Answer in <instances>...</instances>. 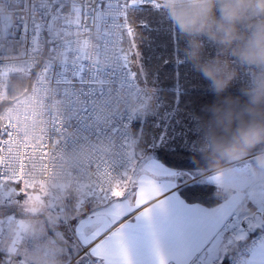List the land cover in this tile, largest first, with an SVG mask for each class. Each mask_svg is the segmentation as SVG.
<instances>
[{
  "label": "snow or ice",
  "instance_id": "6c2138e0",
  "mask_svg": "<svg viewBox=\"0 0 264 264\" xmlns=\"http://www.w3.org/2000/svg\"><path fill=\"white\" fill-rule=\"evenodd\" d=\"M12 5L17 9L15 22L0 17V111L15 105L26 125L22 129L19 122L0 117L4 121L0 123V264H26V252L20 249L34 243L26 237V219L65 212L69 201L77 210L83 204L90 207L78 221L92 229V239L81 241L92 245L86 256L102 264H134L125 238L130 226L125 217L135 215L145 222L158 264H167L153 227V217L168 211L163 186L185 176L195 179L206 161L201 158L199 165L192 161L194 170H185L155 157L154 150L166 148L170 140L169 134L155 131V118L167 108L160 89L152 88L155 109L147 118L114 109L110 102L121 93L146 95L148 85L158 79V69L141 63L134 40H129L128 51L117 46L125 36L136 35L137 23L148 27L134 19L141 10L169 20L163 0H10ZM170 31L177 42L182 38L172 23ZM93 39H98L95 54L102 55L103 62L85 50ZM57 51L64 55L60 61L49 56ZM176 63L184 64L185 59L177 58ZM17 85L30 93L28 99L17 98ZM178 100L177 92L173 101L177 106ZM189 115L195 123V112ZM182 137L181 147L188 151L195 138L183 131ZM102 140L108 141L110 151L94 152L74 172L63 170L70 151L84 144L95 148ZM254 157L252 153L243 161L225 163L248 172ZM209 173L211 182L226 179L223 173ZM101 176L108 177V183ZM61 178L68 187L63 204L57 205L62 186L53 192L50 182ZM240 205L255 214L240 212ZM63 223L60 220L56 227ZM167 230L169 255L176 264H225L226 259L264 264V180L246 184L243 196L224 201L215 213L178 206ZM54 235L64 239L58 231Z\"/></svg>",
  "mask_w": 264,
  "mask_h": 264
},
{
  "label": "clouds",
  "instance_id": "9594fccd",
  "mask_svg": "<svg viewBox=\"0 0 264 264\" xmlns=\"http://www.w3.org/2000/svg\"><path fill=\"white\" fill-rule=\"evenodd\" d=\"M163 4L185 39V62L207 81L215 97L198 114L200 150L218 161H238L255 153L253 174L264 177V0H163ZM206 43L220 54L206 56ZM237 81L239 95H225ZM235 187L229 183L227 191Z\"/></svg>",
  "mask_w": 264,
  "mask_h": 264
},
{
  "label": "trees",
  "instance_id": "16d2710c",
  "mask_svg": "<svg viewBox=\"0 0 264 264\" xmlns=\"http://www.w3.org/2000/svg\"><path fill=\"white\" fill-rule=\"evenodd\" d=\"M134 19L146 22L148 27L144 28L137 23L136 35L134 37L125 36L124 47L126 51H128L129 48V40H134L137 44L136 50L141 53V61L143 64L148 61L152 66L151 68H156L160 72L162 70L171 72V74L166 76L167 85L160 89L161 91L158 94L163 99L167 100L165 101L166 103L174 104L181 113L189 118V114L194 111L197 116L195 122L199 124L198 114L201 113L203 106L211 104L215 97L208 91V86L206 85L207 81H205L199 73L193 71L189 63L185 62L180 65L176 63L177 58L185 59L183 51L185 39L182 37L177 42L175 35L170 31L171 21L149 9L141 10L136 14ZM177 49H179V51ZM204 51L206 56H215L219 53L216 46L211 43H206ZM192 82L200 84V87H187ZM177 83H179V87L176 86ZM240 85L241 82L237 81L228 89L225 95L231 94L233 96H238ZM152 91L153 89L146 94L147 104L149 103V98L152 96ZM177 92L179 93L178 106L173 102ZM25 93L23 87L17 85V98L19 99ZM175 117L176 116H171L172 120L169 121V124L172 125L171 127H174ZM173 129L174 132H172ZM199 130L200 128L197 129V132H189V138H192L196 134L200 136L198 143L190 145L188 148L189 152L195 153L194 155L191 156L187 150L181 147V138L183 137H181L182 134L180 133V129L171 128L167 131L171 137L168 146L164 149L157 147L154 150L156 157L168 166L180 165L184 167L185 170H194L192 161L199 165L200 159L203 158L206 164L200 168V172L213 170L226 164L225 162H230L228 160L218 161L209 153L200 150L202 138ZM189 180L190 179L185 176L178 188L180 196L189 203H200L208 207H214L222 203L228 197L227 192L222 191L214 184ZM2 256L3 253H0V257ZM229 262L230 260L226 259L225 264H229ZM71 264H84V259L78 257Z\"/></svg>",
  "mask_w": 264,
  "mask_h": 264
},
{
  "label": "crops",
  "instance_id": "0c3cea01",
  "mask_svg": "<svg viewBox=\"0 0 264 264\" xmlns=\"http://www.w3.org/2000/svg\"><path fill=\"white\" fill-rule=\"evenodd\" d=\"M147 111L148 104L146 101L145 105L135 116L147 118ZM161 124L162 121H160V125L156 124L155 131L158 133H164ZM166 134H168V132ZM194 136L192 138H195L193 143L195 145L198 143L200 136L198 134ZM159 162L165 164L161 160ZM180 185V182L173 180L167 182L163 186L165 196L168 198V211L166 215H155L153 217V227L160 239L161 249L167 258V264H176L169 255L171 245L167 226L174 219L175 210L178 206L187 209L202 208L210 213H215L224 201L228 199L234 200L240 197L236 193L234 195L228 194V197L219 205L208 207L200 203H189L185 201L178 193ZM66 188L67 187L61 188V196L56 201L57 205L63 204ZM69 205V210L62 213L45 214L35 219L32 217L26 219V237L34 241L33 245L29 242L30 248L20 249L21 252H26V264H71L76 260L82 248L85 246L81 241L92 239V229L86 226L81 227L78 222L79 219L83 218L84 215L90 211L89 205L83 204L79 210L72 206V201H69ZM241 208H243V205H240L238 208L240 212H242ZM60 220L64 221V223L56 227ZM125 221L130 225L125 229V238L129 249V255L134 264H158L157 258L151 250V238L145 226V222L143 220L138 221L135 215H133L131 219L125 217ZM123 222L124 221L121 223ZM77 229H79V234H77ZM13 231H15V228ZM57 231L64 239L54 235ZM87 246L90 248L92 245L88 244ZM15 256L16 253H13V258H15ZM81 258L82 257H80V259Z\"/></svg>",
  "mask_w": 264,
  "mask_h": 264
},
{
  "label": "built area",
  "instance_id": "2783aa9c",
  "mask_svg": "<svg viewBox=\"0 0 264 264\" xmlns=\"http://www.w3.org/2000/svg\"><path fill=\"white\" fill-rule=\"evenodd\" d=\"M16 11L17 9L14 5L10 6V0H0V17H4V18L12 17L13 22H15ZM82 39L84 38L82 37ZM124 41H125V37L123 38L122 43L119 44L117 47L123 48L126 51L124 47ZM97 43H98V39H93L85 50L93 54L94 60L100 59L103 62V56L101 55L98 57L95 54V46ZM76 47H80V46L76 45ZM111 48H112V45L109 44V53H108L109 55H111ZM49 56L55 61H60L61 59L64 58L62 51H57L54 54L50 53ZM29 96H30V93H25L19 98V100L21 101L26 100L29 98ZM110 102L113 104L114 109H118L121 112L128 111L132 113L133 115H135L145 105L146 95L132 93V94L125 96V94L121 93L119 97L111 98ZM21 111H22V108H21ZM28 112L30 114L31 110L29 109ZM3 116H7L11 118L14 122H19L22 129L26 125V122L23 119V115H20L15 105L6 107L4 110L0 111V117H3ZM2 122L4 121H0V123ZM29 135H31L30 130H29ZM17 146L18 145L16 144L12 145V147L14 148ZM110 150L111 149L109 147L108 141L106 140L96 142L95 148H92L87 144L81 145L77 150L70 151L65 156L64 161H63V170L74 172L75 169L82 168L84 165H86L89 162V159L93 156L94 152L99 151L100 153H107ZM199 177L200 175L197 176L195 179L191 178L189 181L200 182ZM72 179H75V175H73ZM115 179H116L115 177L112 178L113 183H115ZM100 180L103 181L104 183H108L109 178L106 176H101ZM84 182L89 183L90 180L85 179ZM57 185L62 186V188L68 187V181L61 178L58 181L50 182V187L53 192L57 190ZM88 250H89V247L84 246L78 256L84 259V264H102V262L97 261L95 257L91 255L86 256L85 253H87ZM229 264H234V261L230 260Z\"/></svg>",
  "mask_w": 264,
  "mask_h": 264
},
{
  "label": "rangeland",
  "instance_id": "374dc122",
  "mask_svg": "<svg viewBox=\"0 0 264 264\" xmlns=\"http://www.w3.org/2000/svg\"><path fill=\"white\" fill-rule=\"evenodd\" d=\"M219 54H220V52H219ZM141 63L143 64L142 61H141ZM143 65L146 67H150V68L152 67L148 61H146ZM151 69L153 71L156 70V68H151ZM169 74H171V72H168V70H165V71L162 70L161 72L158 70V79H156L154 77L155 82L150 83L148 85L147 92H149L153 87L158 88V89H162L163 87H165L167 85L166 76ZM178 84L179 83H177V85H176L177 87H179ZM206 85L208 86V84H206ZM187 87H191V88L192 87H200V84L192 82ZM149 99L150 100L148 103V111L146 112L148 117L154 114V109H155V100L152 98V96ZM164 101H167V100L164 99ZM166 104H167V108H161L160 109V115L155 118V122L158 125H160V121H162L161 125H162V129H163L164 133L167 132L171 128H175V129L179 128L181 134L183 131L184 133H188V135H189V132L191 133V128H194V132H197V129L200 128V126L197 122L194 123L189 117H187L185 114L181 113L179 111V109L174 104H172V103H166ZM170 111L176 113L175 114L176 117L174 118L175 119L174 127H171L172 125L169 124V121L172 120L171 116L169 115ZM174 119H173V121H174ZM150 120H151V118H150ZM176 124H177V126H176ZM172 132H174V129L172 130ZM154 155L156 157L155 153H154ZM245 159L238 160V161H230V162H239V161H243ZM253 164H254V162H253ZM253 164L251 166L250 171L245 172V171H241L240 169H238L235 166V163H226V164H224V165H222L216 169L211 170V173L213 175L219 174V173H223L225 175L226 179L222 183L217 184V183L211 182L209 170L200 172L201 175L199 177V181L214 184L215 186H217L222 191L227 192V194L234 195L236 193L239 196H241V195L243 196L244 187L246 184L256 183V182L264 180V177L258 178L253 174V171H252ZM205 173H207V174H205ZM186 177L189 179L192 178L191 176H186ZM229 183H232L236 186L235 191H233V192L227 191V185ZM28 191L35 194V190H33V189H29ZM257 191H259L258 188H257ZM24 198H26V197H24ZM241 210H242V212H248L250 215L255 214L254 209H250L247 205H243V208H241Z\"/></svg>",
  "mask_w": 264,
  "mask_h": 264
}]
</instances>
